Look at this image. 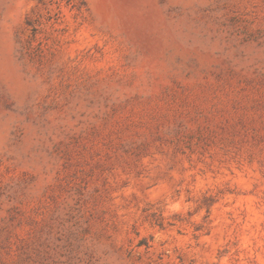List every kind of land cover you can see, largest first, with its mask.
<instances>
[{
  "label": "rangeland",
  "instance_id": "374dc122",
  "mask_svg": "<svg viewBox=\"0 0 264 264\" xmlns=\"http://www.w3.org/2000/svg\"><path fill=\"white\" fill-rule=\"evenodd\" d=\"M0 264H264V0H0Z\"/></svg>",
  "mask_w": 264,
  "mask_h": 264
}]
</instances>
